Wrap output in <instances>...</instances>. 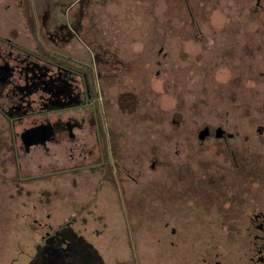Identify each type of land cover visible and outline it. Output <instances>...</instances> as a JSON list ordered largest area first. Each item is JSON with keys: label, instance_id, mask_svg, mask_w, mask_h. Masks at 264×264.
<instances>
[{"label": "rangeland", "instance_id": "obj_1", "mask_svg": "<svg viewBox=\"0 0 264 264\" xmlns=\"http://www.w3.org/2000/svg\"><path fill=\"white\" fill-rule=\"evenodd\" d=\"M27 64L52 73L62 65L89 77L94 69L101 110L116 125L111 133L119 176L127 181L131 173L145 180L141 200L132 206L142 263L189 264L204 230L220 229L213 218L217 206L205 198L209 189L220 191L222 153L236 152L250 160L248 148L239 154L235 142L214 134L218 126L235 133L229 127L236 118L242 120V133H248L249 108L257 96L264 102V0H0L1 144L12 130L21 133L51 111L43 105L42 91L30 96L21 110L16 108L22 104L16 86L25 84ZM2 67H8L9 76ZM240 106L245 109L238 114ZM259 113L258 120L264 121V105ZM50 115L62 116L58 111ZM207 127L212 135L202 140ZM170 136L178 139L173 148ZM141 139L149 147L142 148ZM259 140L250 165L264 167V137ZM50 149L49 156L42 149L28 156L21 175L30 180L77 164L68 142ZM8 155L7 148H0L2 252L17 246L20 232L37 230L32 218L30 226L24 224L23 214L33 203L41 208L62 203L59 199L74 195L63 189L69 187L63 182L76 183L83 176L70 174L63 181L55 174L38 185L33 179L15 189L16 171ZM207 176L213 178L210 183ZM124 256L131 261L130 254Z\"/></svg>", "mask_w": 264, "mask_h": 264}, {"label": "flooded vegetation", "instance_id": "obj_2", "mask_svg": "<svg viewBox=\"0 0 264 264\" xmlns=\"http://www.w3.org/2000/svg\"><path fill=\"white\" fill-rule=\"evenodd\" d=\"M56 67L57 72L52 73L45 70V66L27 64L25 84L16 86L20 90L22 106L30 96L42 91L46 93L43 105L51 111L45 113V120L24 128L21 133L12 130L9 140L0 148H7V158L16 171L15 189L33 183V179L38 181V185L44 178L55 174H59L63 181L70 174L83 176H78L81 178L76 183L62 181L69 186H64V190H73V197L59 199L62 203L54 204L52 208L51 203L42 208L39 204H32L31 209L23 214L24 224L28 222L26 226H30L29 219L32 218L37 230L20 232L17 246L9 251H0V264H143L141 258L144 257L136 241L138 236L133 225L136 217L132 206L141 200L145 180H139L131 173L127 181L119 176L121 165L120 161L113 159L116 139L111 133L116 125L101 110V90L94 69L89 77L86 72L80 74L66 66ZM28 89L32 94L25 96L24 92L27 93ZM262 98L257 96L253 107L249 108L246 120L250 123V130L252 128L250 133H242L240 118L238 121L236 118L229 127L235 133L223 126L215 128L214 135L223 141L230 139L235 142L239 154L243 152L242 148H248L250 160H243L236 152L232 155L222 153L219 161L221 170H218L220 191L209 189L205 198L207 204L211 202L217 206L213 218L220 222V229L204 230L203 242L192 247L189 264H264V167L250 165L255 160L254 155H257L258 139L261 142L264 137V127L258 124L264 123L258 120L264 105ZM239 108L238 114L245 109L244 106ZM54 111L62 116L54 119L50 115ZM65 115L66 118L63 117ZM39 124L51 125L53 135L46 141L41 136L34 141L25 140L24 132ZM210 130L209 127L204 128L199 138L203 140L205 136L212 135ZM57 135L63 139H58ZM176 138L170 136L171 148L178 143ZM63 141L68 142L70 157L78 160L77 164L52 173H42L30 180L21 175V164L28 156L38 149L49 156L51 145H59ZM138 141L142 142V148L149 147L144 139ZM90 161L97 163H88ZM145 165L139 168L142 174L145 173V170L142 171ZM156 166L153 164L150 168L154 170ZM153 173L157 175L158 170ZM210 180L213 178L207 176L209 183ZM192 185L191 177L189 194L193 196ZM210 194L213 197L210 198ZM41 195H45L44 192ZM129 254L131 261L127 262L124 255L127 257Z\"/></svg>", "mask_w": 264, "mask_h": 264}, {"label": "water", "instance_id": "obj_3", "mask_svg": "<svg viewBox=\"0 0 264 264\" xmlns=\"http://www.w3.org/2000/svg\"><path fill=\"white\" fill-rule=\"evenodd\" d=\"M31 92L32 91H29V93H31ZM52 135H53V131L51 129V125H48V124L35 126V127L27 129L24 132L25 140H28V141H34L35 138H39V136H41L40 138L43 137L42 138L43 141H46Z\"/></svg>", "mask_w": 264, "mask_h": 264}, {"label": "trees", "instance_id": "obj_4", "mask_svg": "<svg viewBox=\"0 0 264 264\" xmlns=\"http://www.w3.org/2000/svg\"><path fill=\"white\" fill-rule=\"evenodd\" d=\"M2 68L4 69V71H5V72L8 74V76H9V72H10V70L7 69L8 67H7V68L2 67ZM3 74H4V73H3ZM1 75H2V73H1ZM1 75H0V76H1ZM8 76H3L2 79H6V78L8 79ZM29 89H30V88H29ZM29 89H28L27 93L24 92V95H25V96H28V95L30 96V94H32V92L29 93ZM18 92H19V96H20V90H19ZM18 106H19V108H18V107H16V108H17V109H20V110H21L22 107H23L22 104H19ZM54 110H55V109H54ZM39 125H43V124H39ZM39 125H37V126H39ZM0 142H1V141H0ZM6 143H7V142H6ZM2 144H3V142H2ZM4 144H5V143H4ZM0 146H1V143H0Z\"/></svg>", "mask_w": 264, "mask_h": 264}]
</instances>
